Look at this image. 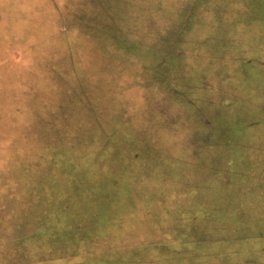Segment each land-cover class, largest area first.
Masks as SVG:
<instances>
[{
  "label": "rangeland",
  "instance_id": "1",
  "mask_svg": "<svg viewBox=\"0 0 264 264\" xmlns=\"http://www.w3.org/2000/svg\"><path fill=\"white\" fill-rule=\"evenodd\" d=\"M0 159L10 242L22 205L88 229L108 199L107 238L59 263L264 264V0H0Z\"/></svg>",
  "mask_w": 264,
  "mask_h": 264
},
{
  "label": "trees",
  "instance_id": "2",
  "mask_svg": "<svg viewBox=\"0 0 264 264\" xmlns=\"http://www.w3.org/2000/svg\"><path fill=\"white\" fill-rule=\"evenodd\" d=\"M19 139L25 140V142L27 143L34 140L32 141L34 142L33 144L31 145L28 144L24 148H21L17 151V154L20 158L17 163L18 170H20L18 176H23L26 179L27 182L25 183L24 186L31 187L33 185H36L34 183V180L32 179L36 178L39 173L38 166H39L41 156H40V153L36 155V150H35L36 138L34 134H31V135L28 134L27 136H22L21 134ZM76 144H79V143H76ZM76 144H74L71 147V149L73 148L72 154L77 155L78 153L81 152L80 149L84 145L80 144L81 146H77ZM46 145H47L46 146L47 148L46 147H42V148L46 150L48 149V152L51 153V156H50L51 165L54 164V161H56V166H57V155H59V153H54V152L60 150L59 146L57 145L55 146L53 142L51 143L46 142ZM78 147L80 149H78ZM40 151H43V150H40ZM23 157H25L27 161H31V164H28L26 161L22 160ZM0 162H1V159H0ZM8 164L12 165L13 162L11 163L8 162ZM72 165L75 166L74 164ZM73 168L70 165L69 169L71 170V172L74 170L73 172L74 176H72V182L74 181V183H71V180L69 183L70 185L73 184L72 186L74 187V189L82 188L84 184L83 183L84 181L82 180H84L85 177H89V176L93 177L96 175V173L93 171L92 166H86L83 163L75 166L74 169ZM7 169H10V168H7ZM71 172H69V175L71 174ZM56 174L58 173L56 172ZM20 187H23V186H20ZM36 187H33V189L37 190ZM38 187H39V184H38ZM94 189L96 191L98 189V186L95 185ZM101 198L102 197H100L96 205H93L92 203H90L89 206H87L89 207V214H90L89 217L91 218V221H92V225L88 229L82 225L71 227L74 222H71L70 224L71 228L70 227L62 228L61 226L58 227V225H60V222L63 216L61 217L60 221L55 220V218L51 216L54 213H51L50 215H48V219H41L40 216L36 218V216L30 210V204L28 205L27 203V205H22V209H23L22 214L25 216V218H29V219L31 218V220L29 221L30 223L25 222V226L28 228L30 227L29 229L30 233L26 235H22L21 233H16V235H13V236L9 234L10 237L14 238L13 241L11 242L8 241L11 238L8 239V237H4V236L3 238H1L2 235L0 236V250H1L0 259H2L0 264H5V263L6 264H12V263L13 264H26L27 261H24L26 259H23L25 256L26 257L30 256L31 264H71L69 262L64 263L65 262L64 260L59 263V260L57 259L56 260L49 259V257L52 256L49 254L52 251H56V250H67V252H70V251L74 252L78 250L81 247V245L85 246L91 241H96L99 243L102 239L107 238V237H103L104 225L100 221L101 220L100 219L101 218L100 207L103 206L105 208L108 204V199L102 198V201H101ZM47 205H49V203H47ZM93 208H98L97 214L94 211H92ZM93 212L95 213V215ZM93 232H96V233H93ZM117 256H122V254L121 253L120 255L117 254ZM105 257H107V255H105ZM7 258H9L10 262L12 260V263H8ZM99 260L101 261L102 259H99ZM49 261L53 263H50ZM121 261H118V257H117L115 261L113 262L120 263ZM130 262L131 261H129L127 264H133ZM80 264H90V263L86 261L85 258H83ZM101 264L103 263L101 262Z\"/></svg>",
  "mask_w": 264,
  "mask_h": 264
}]
</instances>
